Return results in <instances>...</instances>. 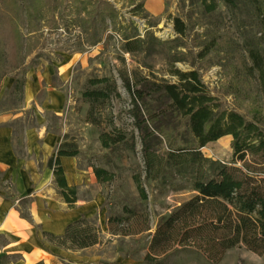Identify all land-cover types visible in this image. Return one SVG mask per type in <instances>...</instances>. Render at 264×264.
<instances>
[{
	"label": "rangeland",
	"instance_id": "obj_1",
	"mask_svg": "<svg viewBox=\"0 0 264 264\" xmlns=\"http://www.w3.org/2000/svg\"><path fill=\"white\" fill-rule=\"evenodd\" d=\"M215 1L216 9L207 12L200 0H0L7 16L0 23V45L8 46L12 39L11 19L18 28L20 55L28 68L26 78L51 65L59 67L52 75L53 84L65 94L63 108L61 112L45 111L43 116L48 130L64 129L68 147L78 149L65 164L66 178L77 188L73 206L64 202L57 186L52 202L49 195L40 197L49 202L40 203L45 207L40 213L34 209L37 193L22 196L16 210L24 232L21 226L15 231L27 235L33 227L41 235V229H54L63 221L61 212L72 213L73 218H92L100 228V240L90 250L61 255L47 248L50 264H146L144 256L158 220L195 194L173 178L145 179L132 98L123 79L133 83L135 76H146L176 82L175 69H196L211 95L264 128V81L251 54H259L264 69V22L257 1L240 3L236 9L223 0ZM176 17L186 26L183 34L175 30ZM135 38L141 39L139 46L127 51L125 42ZM60 68L68 70L69 79L64 83L58 78ZM95 77L114 81L119 95L96 108L100 115L92 123L82 93L94 87L89 81ZM13 82L10 75L0 81V119L12 125L15 152L22 155L24 130L35 124V113L25 106L24 92L21 97L11 92ZM42 98L41 92L39 102ZM103 131H120L126 139L105 148L99 139ZM230 142L226 135L202 150L213 158L230 160ZM96 166L107 169L112 178L98 181L93 173ZM135 175L141 177L146 199L139 195ZM3 188L10 199L17 196L11 182L3 183ZM110 217L123 219L128 232L141 230L146 223L149 229L113 234L107 225ZM6 239L1 235L0 244ZM86 256L95 262L85 260ZM164 264L207 263L195 253L183 251ZM219 264H264V253L237 246L227 250Z\"/></svg>",
	"mask_w": 264,
	"mask_h": 264
},
{
	"label": "trees",
	"instance_id": "obj_2",
	"mask_svg": "<svg viewBox=\"0 0 264 264\" xmlns=\"http://www.w3.org/2000/svg\"><path fill=\"white\" fill-rule=\"evenodd\" d=\"M207 12L216 9L215 0H200ZM236 9L250 0H223ZM257 1L264 22V0ZM255 3V2H254ZM106 4L112 5L106 1ZM114 10V8L112 7ZM0 8V23L6 14ZM12 39L8 46L0 45V81L13 77L11 92L21 97L28 68L23 65L18 28L8 20ZM177 33L185 32L184 22L176 17ZM127 39V38H125ZM141 39H129L124 46L135 50ZM261 78L264 69L259 54L252 52ZM176 82L151 80L135 76L133 83L123 79L133 104V123L136 127L144 162L145 179H176L188 185L195 194L181 202L168 215L161 217L150 236L146 264H164L168 258L183 251L193 252L207 264H219L227 250L244 246L257 254L264 253V128L241 112L230 109L211 95L196 69H175ZM93 88L82 93L89 103L88 120L97 123L98 112L113 96H118L114 81L108 77L90 79ZM231 137L230 160L206 155L202 148L223 136ZM105 148L125 141V135L103 131L99 135ZM63 140L49 156L47 167L52 169L59 193L70 206L77 200V188L65 178L61 156H75L77 148H69ZM98 181H108L112 173L103 167H93ZM142 199L147 198L140 175L134 176ZM128 211L127 207H124ZM119 217L109 218L107 225L113 234L138 233L148 230L149 224L138 231H125ZM121 224V225H120ZM42 238L68 250H81L97 244L100 228L94 219L84 215L66 224L63 233L41 230ZM9 256L0 258L4 264ZM34 264H44L43 261Z\"/></svg>",
	"mask_w": 264,
	"mask_h": 264
},
{
	"label": "crops",
	"instance_id": "obj_3",
	"mask_svg": "<svg viewBox=\"0 0 264 264\" xmlns=\"http://www.w3.org/2000/svg\"><path fill=\"white\" fill-rule=\"evenodd\" d=\"M56 68L59 67L51 65L50 69L38 73L33 72L32 75L26 78L24 101L25 106L34 110L35 124L27 126L24 130V154L20 155L15 152L13 144L15 130L12 125L6 121H1L6 119H0V236L4 235L7 238L5 243L0 244V258L4 255L9 256L4 264H34L39 261L50 264L46 259L45 251H47V248L61 255L76 254L90 250L98 244L74 251L44 240L42 234L40 235L33 227H29L27 235L15 231L17 226V229L21 226L24 232L23 221L16 210V207L20 205L22 196L37 193L34 200V209L37 213H40L45 210V207L41 206L40 203L49 205V202L45 203L43 199L40 200V197L44 195L45 198H48L49 195L52 202V195L56 191L57 185L54 181L53 171L47 167V160L49 156L55 155V148L62 142L66 131L64 129H61L60 132L48 130L43 116L45 111L61 112L63 108L65 94L53 84L52 72ZM58 78L63 83L68 81V70L60 68ZM41 92L43 98L39 102L38 98ZM72 157H60L64 173L65 164L69 163ZM5 182L13 184V189L17 194L14 199L6 196V190L3 188ZM67 183L69 184L68 180ZM60 215L64 219L69 217L61 230L55 228L41 230L61 234L67 223L77 219V217L73 218L72 213L69 212H61ZM52 224H54L53 221ZM84 259L87 261L96 260L88 256Z\"/></svg>",
	"mask_w": 264,
	"mask_h": 264
},
{
	"label": "bare ground",
	"instance_id": "obj_4",
	"mask_svg": "<svg viewBox=\"0 0 264 264\" xmlns=\"http://www.w3.org/2000/svg\"><path fill=\"white\" fill-rule=\"evenodd\" d=\"M68 219H69V217H67V218L64 219L62 222H60V223L55 227V229H56V230H61L62 227H63V225H64V223H65V221L68 220Z\"/></svg>",
	"mask_w": 264,
	"mask_h": 264
},
{
	"label": "water",
	"instance_id": "obj_5",
	"mask_svg": "<svg viewBox=\"0 0 264 264\" xmlns=\"http://www.w3.org/2000/svg\"><path fill=\"white\" fill-rule=\"evenodd\" d=\"M136 19V18H135ZM137 20V19H136Z\"/></svg>",
	"mask_w": 264,
	"mask_h": 264
}]
</instances>
